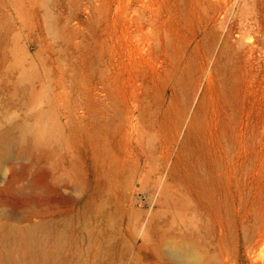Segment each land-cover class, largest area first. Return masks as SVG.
<instances>
[{"label": "rangeland", "instance_id": "1", "mask_svg": "<svg viewBox=\"0 0 264 264\" xmlns=\"http://www.w3.org/2000/svg\"><path fill=\"white\" fill-rule=\"evenodd\" d=\"M6 128L0 230L66 210L54 264H264V0H0Z\"/></svg>", "mask_w": 264, "mask_h": 264}, {"label": "bare ground", "instance_id": "2", "mask_svg": "<svg viewBox=\"0 0 264 264\" xmlns=\"http://www.w3.org/2000/svg\"><path fill=\"white\" fill-rule=\"evenodd\" d=\"M10 126H11V128L16 127V125H14L13 123H11ZM53 127H54V125H53ZM50 130H52L51 127H50ZM45 137H47V136H45ZM38 141H39V139H38ZM10 142H11V138L9 136V128L0 129V149L7 148L10 145ZM34 187L36 189L43 187L41 185V183H40V181H39L38 178L35 180ZM64 213H66V210H63V209H55V208L49 206V207H47L45 209L35 208V209L32 210L31 213L26 214L25 216H22L21 218L19 216H17V215H9V216H7V217L13 219L14 221H18V224H13V223H10V222H5L4 225H3V227L0 230V264H11V262L14 261V258L13 257L10 258V254L8 253V250L6 249V246H7V244L10 243V241L12 239L14 240V238L17 236V232L19 230H23L24 233L27 235L26 237L28 238L27 240H28V244L29 245L27 247L28 250L25 251V254H26V256L30 257V260H29V262H26L25 264H32V260H33V258L35 256H38V257L42 258L44 264H54V260H56L55 257H59L58 256L59 254L57 253L58 254V255L56 254L57 256L55 255V257L52 256L50 259H48L47 256H45L46 254L44 253L43 245L40 242L39 243H36L33 235H34L35 230L38 229V228H43L45 230V233H47V230L50 229V227H53V226L57 225V223H56L57 222L56 217L59 216V215H63ZM34 215H36V217H39L40 219L38 221L37 220H33L32 217ZM67 215H69V214H67ZM51 239H52V237H51ZM17 241H18V239H17ZM40 241H42V240H40ZM19 242H21L20 239H19ZM17 243L18 242H15V244H17ZM21 244H23V243H21ZM168 247H169V245H168ZM191 247L184 246L182 248L176 249L175 251L171 250L173 252L171 253V255L169 257H171V259L174 262L178 263V264H180V263L181 264L182 263H198L201 258H200V256L198 254H196V252H194L192 250ZM23 248H24V246H23ZM57 250H58V248H57ZM198 253H200V252H198ZM26 256H25V258L27 259ZM11 259H12V261L10 262ZM75 259L74 258H70V255H65L64 262H65V264H82L78 259L77 260H75ZM13 263L15 264V262H13ZM20 263H18V264H20ZM22 264H23V262H22Z\"/></svg>", "mask_w": 264, "mask_h": 264}]
</instances>
